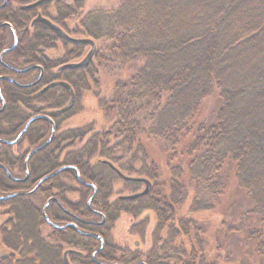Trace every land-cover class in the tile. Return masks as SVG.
I'll return each mask as SVG.
<instances>
[{
    "label": "trees",
    "instance_id": "trees-1",
    "mask_svg": "<svg viewBox=\"0 0 264 264\" xmlns=\"http://www.w3.org/2000/svg\"><path fill=\"white\" fill-rule=\"evenodd\" d=\"M7 1L9 4L0 8V23L11 24L13 30L25 36L24 30L30 12L11 6L13 0ZM74 2L82 9L84 0ZM64 9H68V12L61 15V20L70 13L69 7ZM69 15L74 14L71 12ZM82 25L94 39L105 36L114 38L123 59L134 60L140 57L145 61L144 66L131 81L132 98L138 101L156 100L157 94H169L151 125L141 127L138 123L127 122L130 115L122 118L121 121L128 124L116 125L118 144L115 147L128 146L132 151L143 139L148 138L161 140L164 149L171 152L179 148L182 139L190 137L191 142L187 151L191 153V161L185 171L194 181L196 189L193 188L189 212L196 214L204 210L209 203L207 198L214 199L221 192V171L223 166L230 162L236 166V177L240 187L246 190L251 199L253 205L251 213L264 225V0H125L118 10L111 13L89 12ZM4 29L11 28L9 26L0 28V54L5 49ZM34 34V39L32 38L25 48H22L23 54H18L21 49L17 48L3 57L12 63L24 58L35 59L36 50L38 47H45V41L61 39L42 23L35 26ZM3 57L2 62L10 65L4 62ZM41 60L45 66V81L53 76H49L47 59ZM86 69L87 67L65 70L61 72L62 80L75 90L70 77L77 71ZM6 73L9 72L0 62V74ZM39 87L25 89L9 81H1L0 93L6 105L4 111L0 112V122H5L14 115H17L18 121L19 115L23 114L20 105H27V97L32 93L35 97L31 99V103L41 104L47 102L44 99L50 97V94L53 98V92L57 89L61 90L63 97L70 95L65 87L57 86L44 92L39 91ZM215 98L221 100L222 107L216 123L206 126L201 119V106ZM59 108H62L61 104ZM47 124L50 123L39 120L32 129L35 127L47 131ZM86 131L87 129L69 130L62 138L82 139ZM100 139H104V136L95 135L85 147L69 154L64 162L66 164L69 162L71 168L64 172L73 170L97 185L98 191L92 204L99 205V208L105 210L107 224L96 228L100 240L74 234L78 239L76 241L70 233L68 239L79 243L87 254L93 253L94 245L99 243L100 246L103 241L105 244L99 254L104 259H112L116 247L110 243L108 232L119 214L126 212L137 217L148 210L151 212L140 220L142 226L147 222L153 224L150 236L152 247L147 254V264H165L169 259L176 261V264H185L184 258L182 256L179 258L180 253L189 256L188 264H208L207 251L201 237L192 233V228H196L195 218H188L184 215L186 212L184 214L181 212L182 206H185L183 200L185 187L181 184L184 169L180 167L172 169L177 181H172L171 185L163 182L169 189L167 194L169 193V199L173 204L168 202V198L152 197L151 191L135 200L117 201L109 206L106 201L109 195L107 180L93 176L87 163L83 162L85 155L89 157L95 151H100V156L111 161L117 160L113 149L105 150ZM53 144L54 141L47 148L29 157L27 162V166L31 167L29 178L27 181L18 180L19 182L11 176L7 167L12 162L13 146L0 144V164L7 169L6 171L0 168V190L15 187L14 184L24 185L22 183L33 182L35 178L41 177L37 176L38 167L41 165L56 168L58 158L50 152ZM137 149L139 152L142 151L141 148ZM171 157L180 159L176 151ZM179 162L182 163L183 160ZM99 167L104 170L105 167L108 168L101 164ZM156 172L151 168L146 176L154 180L158 177ZM62 173L49 178L44 184L54 182ZM19 185L16 186L18 189ZM56 187L61 190V186ZM82 188L89 189L83 186ZM23 190L25 189L21 188L20 191H16L14 196L8 199L0 198V207L2 205L10 207L9 213L16 220L11 231L3 235V242L0 240V244L7 249L0 257V264H65L63 256L60 257V247L46 243L41 238L38 228L41 226L43 212L26 200L27 194H24ZM86 194L87 191L83 192L84 197L77 207L84 213H88L87 205L83 203ZM53 205L57 206L56 202ZM151 213L155 216L153 220ZM140 234L145 235L144 232ZM247 235L257 239L264 264L262 236L256 232ZM184 236L189 238L191 236L190 253L184 250L186 239L181 238ZM60 239L67 241L65 238ZM176 239L179 241L175 242ZM136 255L127 252L125 255L127 257L124 256L126 260L122 262H132L133 259H137ZM86 258L90 259V262L93 261L90 255L79 258V261Z\"/></svg>",
    "mask_w": 264,
    "mask_h": 264
},
{
    "label": "rangeland",
    "instance_id": "rangeland-1",
    "mask_svg": "<svg viewBox=\"0 0 264 264\" xmlns=\"http://www.w3.org/2000/svg\"><path fill=\"white\" fill-rule=\"evenodd\" d=\"M33 1L35 0H13L11 5L18 8L22 5V3ZM124 1L125 0H84L82 9H79L74 0H55L45 6H41L36 10L31 11V19L27 21L26 26L27 29H31V37L34 34L35 26L39 23L35 26H30V21H32L34 17H37L36 15H38V11H42L43 15H47L48 18L52 19L55 24L59 25L71 37L93 39L96 44V52L86 70L77 71L75 75L70 77V82L74 86L76 94L72 106L73 109L71 111L62 114L57 111L60 104L63 108L68 105L70 100L69 96L66 97L64 95L63 97L60 89L53 92V98L51 97V94V98L48 97L46 99L44 97V100H47V102L43 104L40 102L31 103L30 95L27 97L28 104L20 105L21 112L23 114H21L22 116L19 115L20 119L18 121L17 115H14L9 117V119L5 122H0V138L7 141H13L22 128H24L27 118L35 113H43L44 111L48 114L51 113L56 116L54 117L56 124L55 139L50 152H52L51 154H54L53 156L55 158H58V164L57 167L53 169L48 166H39L37 176H43L46 173L49 174L51 172H59L63 169V167L70 166L68 164L69 162L67 164L64 162L69 154L85 147L95 135L104 136V139L100 140H102L105 150L113 149L114 156L117 160L115 159V161H111L106 157L100 156V151H95L93 154L91 153L89 157L85 155L83 162L87 163L93 176H96L101 180H107V183L109 184V186H107L109 189L107 192V194H109L107 199L110 204L117 202L120 196L132 195L143 191L145 186L142 183H138L136 185L129 184L119 178L110 169L106 167L105 170L101 169L99 166L100 164L103 165L102 162L105 160H109L125 175L131 177L148 178L146 175L151 168L155 172L157 170L156 174L158 177L151 180L153 183L152 197L157 199L168 198V202L170 204L173 203L169 199V193L167 194L169 189H167L163 182H168L169 186L172 181H177L175 174L172 173V169L176 167L183 168L184 171L183 176L181 177L182 180H179H181L182 186L187 188V190L184 188L185 193L183 200H185V206H182L181 212L182 214L186 212L184 215L188 218H195L196 225H194L196 228H192V233L201 237V242L204 244L207 251L206 258L208 264H262V255L257 246L258 241L257 239H252L247 234L250 232H256L262 236L264 241V225L258 222L251 213L253 211L251 199L246 190L240 187L238 183L236 177V166L234 163L229 162L222 168L221 192L214 199H210V197H208L209 199L207 198L209 203L204 207V210L197 212L196 214H192L189 212V204L195 185L194 181L190 179L189 175L186 173L188 163L191 161V153H188L187 151L189 142H191L190 137L182 139L179 148L175 150L180 156L179 160H183L182 163H180L177 158L175 159L174 157H171L175 151L167 152L166 149H164L165 147L163 142L159 139H143V141H141V143L138 144L132 151H130L128 146H124L123 148L115 147V145L117 146L118 144V138L116 136L117 124L127 125V122H134L140 124L141 127L151 125L160 108L166 103V100L169 97V94L167 93H160L157 94L156 100L143 99L138 101L132 98L131 81L137 72L144 66L145 61L140 57H137L134 60L123 59L120 52L117 50V44L114 38L105 36L100 39H94L88 35L87 30L82 25L85 16L89 12L103 11L111 13L118 10ZM58 5H60L59 8L61 10L58 9ZM66 7H69L70 13L72 12L74 15H69V13L65 19L61 20V15L68 12V9H64ZM57 19L59 20L58 22L55 21ZM4 31L6 39L3 47L6 48L13 44L14 38L12 36L13 32L11 29H4ZM18 36L19 40H21L20 44L25 47L29 43L30 37L28 32L25 36L24 34L22 35V33ZM45 42V47L41 46L36 50L35 59L39 60L46 58L50 72L49 76L53 77L47 78L43 81L42 84L39 85V91L40 88L46 85V83L62 80V75L58 70L59 66L66 63H77L81 61L90 49L89 45H82L79 47L69 42L64 43L61 39L49 40ZM29 48H31L30 45ZM20 49L21 50H19L18 54L22 51V48ZM31 59L33 58L31 57ZM3 60L13 66H19V68H24L25 66L30 65L32 66V64L37 63L31 60V64L26 65V60H19L17 64H13L10 62L11 60L9 61L7 58L3 57ZM38 75L39 73L35 71L33 72L32 77L30 75L26 77V79H29L30 77L32 79L37 78ZM16 79L20 81V78L16 77ZM27 82L28 81H20L22 84ZM0 97H2L1 93ZM1 107L2 104L0 101V108ZM221 107L222 102L218 98L210 99L203 103L200 115H202L201 119L206 126H212L216 123ZM127 115H130L127 122L121 121V119L125 118ZM197 125H199L198 122ZM114 127H116V130L113 131ZM51 128L52 126L50 124H47V131L35 128V136L33 138V140H35L34 144H31L30 128L19 144L11 145L13 146V155L11 158L12 162L11 165H7V167L11 176H13L15 180L22 181L26 176V170L29 173L31 172L30 166L24 168L28 154H30L33 148L38 147L48 140ZM74 129H87L86 135L82 139L65 140L62 138L63 134ZM39 134L45 135L40 139L38 138ZM137 148H141L142 151L139 152ZM165 169H167V171ZM76 175L77 174L73 170L66 172L63 171L62 174L56 177L54 182L46 184L43 183L44 185L42 184L41 188H39L33 195H31V190L35 187L37 181L22 183L24 185L14 184L13 186L15 187L1 189L0 196H14L16 191H20L21 188L25 189L23 190V193L27 194L26 200L30 203L32 202L40 211L43 212L44 207L50 198H57L63 207L69 208L70 204H76L79 201H82V198L84 197L82 196L83 192L86 193L87 191L85 200L83 201L84 205H87L92 202L89 200L93 194V190L86 188L83 189ZM38 178L39 177L35 179ZM81 179L84 182L93 183L92 180L84 176H81ZM17 185L20 186V189L16 187ZM56 186H61V190L57 189ZM51 205L53 204L51 203ZM54 207L55 206H52V209ZM93 208L98 209L99 205H93ZM9 209L10 207L5 205L0 207L1 242H3V235L10 232L12 227L16 224V220L9 213ZM86 210L88 209L86 208ZM149 212L151 211L145 210L141 213V216L137 217H134L126 212H122L118 219L112 224L111 229H109L108 232V237L111 239L110 243L117 248V251L113 252L114 258L112 260H102L100 257H96L97 259H95V261L98 260L99 262L105 263L119 262L126 260L125 257L127 256L125 255L127 252H131L133 254H137V259H133L132 262L125 261L126 264L146 262L151 243L148 242V240L144 237V235H141L140 232L145 233L146 230H150L153 224L151 222H147L146 225L142 226L143 223H141L140 220L141 217L144 218L146 216L145 214H148ZM45 213L48 214L53 223L57 225L64 224L63 222H60V220L64 218V215L61 214L62 212L55 211L54 214L51 215V213H48V210H45ZM152 214L153 213H151V220L155 218ZM89 219L99 221V218L94 215H90ZM38 229L40 230L41 238L46 243L60 247V257L62 256L63 251L68 249L81 251V248H79L80 245L78 246L77 243L73 242V244H71L69 239L67 240L68 242L61 240L60 238H69V235H67V233L57 234L54 232L50 225L46 222L44 216L41 219V226ZM181 238L184 240L186 239V248L184 250L190 253L192 249V241L190 239L191 236L190 238L187 236ZM179 239H176L175 242L179 241ZM77 240L78 239H76V241ZM98 246L99 243H96L93 250H96ZM6 251L7 249L0 244V257ZM92 254L93 253L85 254V256L90 255L92 258ZM180 254L179 258L182 256L185 264H188L187 261L189 256L185 253ZM75 257L76 256L74 255H69V259H67L70 264H96L94 261L90 262V259H87L88 257L85 259L86 261H79L80 259ZM175 262L176 261L169 259L168 261H165V264H176Z\"/></svg>",
    "mask_w": 264,
    "mask_h": 264
},
{
    "label": "flooded vegetation",
    "instance_id": "flooded-vegetation-1",
    "mask_svg": "<svg viewBox=\"0 0 264 264\" xmlns=\"http://www.w3.org/2000/svg\"><path fill=\"white\" fill-rule=\"evenodd\" d=\"M1 1V3H0V8H3V7H6L9 3H8V1L7 0H0ZM4 1H5V4H4ZM37 1H39V0H35V1H33V2H26V3H22V5L20 6V7H18L19 9H21V10H23V11H29L30 13H29V18H28V20H30L31 19V11H33V10H36L37 8H39V7H41V6H45V5H47V4H49L50 2H53V1H55V0H51V1H43V2H41L40 4H38L37 6H35V7H30V8H22L23 6H26V5H30V4H33V3H35V2H37ZM3 5V6H2ZM11 5V4H10ZM12 6V5H11ZM38 15H41V16H43V17H45V18H47V19H50V18H48L47 17V15H43V13H42V11H38V13H37ZM38 15H36V16H38ZM37 18V17H36ZM34 20H35V17H34V19L32 20V21H30V26L32 25V26H35L37 23H42V24H44L47 28H49L50 30H52L50 27H48L45 23H43L42 21H35L34 22ZM52 22H53V20L52 19H50ZM2 23V22H1ZM0 23V24H1ZM54 23V22H53ZM11 25V24H10ZM26 25H27V22H26ZM57 25V24H56ZM6 26V25H5ZM12 26V25H11ZM57 26H59V25H57ZM2 27H4V26H2ZM2 27H0V28H2ZM60 27V26H59ZM31 28V27H30ZM61 28V27H60ZM12 30V32H13V44L10 46V47H6L4 50H3V52L5 51V50H7V49H9V48H13V49H11L10 51H8V52H6V53H4V55L3 56H5L6 54H9L10 52H13L14 50H16L17 48H25V47H23L22 46V44H20V41L21 40H19V34L21 33V32H17L16 30H13V28L11 29ZM25 33H27L28 32V35H29V41H31V39L33 38L34 39V37H35V34H33L32 35V37H31V29H27V28H25ZM53 32H55L54 30H52ZM60 38H61V40H63L64 42H69V41H67L66 39H64L62 36H60L57 32H55ZM68 34V33H67ZM22 35H23V33H22ZM69 43H71V42H69ZM71 44H73V45H81V44H75V43H71ZM31 47V46H30ZM20 60H23V61H25V64L26 65H29V64H31V60H33L34 62H37V63H34V64H32V66L30 65V66H25L24 68H19V66L18 67H16V66H13V65H9V64H5V63H2L3 65H4V67L6 68V70L9 72V73H6V74H1L0 76H6V77H8L10 80H8V79H3V80H1V81H9V82H11L12 84H14V85H16L17 87H19V88H34L35 86H39L40 84H42V82L44 81V76H45V66H44V63H42V60L41 59H37V60H35L34 58L33 59H31V58H29V59H20ZM13 64H17V63H13ZM24 64V65H25ZM34 66H40L41 68H38V67H34ZM62 66V65H61ZM60 67V66H59ZM59 67H58V69H59ZM19 68V69H18ZM65 70H68V69H65ZM65 70H62V71H60L59 73H61V72H63V71H65ZM35 71H37L38 73H39V75H38V77L37 78H31L32 77V74H33V72H35ZM30 76L31 75V77L29 78V79H26V76ZM16 77H18V78H20V81H28L27 83H24V84H22V83H20V81H18L17 79H16ZM31 79V80H30ZM0 81V82H1ZM63 80H58V81H55V82H51V83H57V85H55L54 87H57V86H60V87H63L62 85H60V84H58L59 82H62ZM51 83H48L47 85H44V87H42L41 89H40V91H42V92H44V91H46V90H44V88L46 87V86H48L49 84H51ZM19 85H26L25 87H21V86H19ZM54 87H51V88H54ZM48 89H50V88H48ZM69 94H70V92H69ZM69 96H71V95H69ZM34 97H35V94L34 93H32L31 94V99H34ZM2 100H4L3 98H2ZM6 105V104H5ZM46 106V105H45ZM5 109V108H4ZM45 109V108H44ZM61 109L62 108H58V112L59 113H66L67 111H69V110H67V111H61ZM4 111V110H3ZM50 113V112H49ZM54 117H56V116H54L53 114H48L47 112H44L43 111V113H35L34 115H31L29 118H27V121L25 122V124H24V128H22V130L19 132V134L17 135V137L13 140V141H7V140H5V139H1L0 138V140H3V142H0L1 144H10V145H16V144H19L20 142H21V140H22V138L24 137V135L26 134V132H28V130L31 128V144H34V141L35 140H33V138H34V136H35V127L32 129V127H33V125L35 124V122H38L39 120H43V121H47V122H49L50 123V125L52 126V128H51V132H50V137L48 138V140L47 141H45L43 144H41V145H39L38 147H35V148H33V150H35V149H37V148H39V147H41V146H43L44 144H46V143H48L47 144V146L46 147H44L43 149H45V148H47L48 146H50L52 143H53V141H54V138H55V132H56V124H55V120H54ZM53 127H54V131H53ZM44 135L45 134H43V135H41V134H39L38 135V138H42V137H44ZM20 136V138H19V140L18 141H16L17 140V138ZM14 142V143H13ZM43 149H40V150H43ZM33 150H31V152L33 151ZM40 150H37V151H35L34 153H32L31 154V157H32V155L33 154H35L36 152H38V151H40ZM29 155V154H28ZM28 159L29 158H27L26 159V161H25V163H27L28 162ZM107 161H109V160H107ZM110 162V161H109ZM112 163V162H111ZM102 164L103 165H105V166H107L114 174H116L117 176H118V174L112 169V168H110L109 166H108V164H106V163H104V162H102ZM113 164V163H112ZM114 165V164H113ZM69 168H71V166H65V167H63V169H61L60 171L61 172H63V171H65V170H69ZM73 168V167H72ZM118 168V167H117ZM119 169V168H118ZM120 170V169H119ZM60 171L58 172V171H56V172H51V173H49V174H45V175H43V176H41V177H39V179L37 180V179H35L34 181H36L37 180V184L35 185V187L31 190V194L32 193H34V192H36L41 186H42V184L45 182V181H47L49 178H52L53 176H55L56 174H59L60 173ZM121 171V170H120ZM122 172V171H121ZM51 175V176H50ZM47 176H50V177H48L47 179H45V177H47ZM119 177V176H118ZM77 178H78V181H79V183L83 186V187H87V188H89V189H92L93 190V194H92V196H91V198H90V202L94 199V197H95V195L97 194V191H98V188H97V185L96 184H94V183H88V182H84L82 179H81V174H79V173H77ZM120 178V177H119ZM141 178H146V177H141ZM122 179V178H121ZM146 179H148L150 182H151V189H150V192L153 190V183H152V181L149 179V178H146ZM43 180V181H42ZM123 180V179H122ZM124 181H126V180H124ZM126 182H128L129 184L130 183H134V184H138V183H142V182H138V181H135V182H132V181H126ZM142 184H144V183H142ZM81 186V187H82ZM144 186H145V184H144ZM146 187V186H145ZM137 193H139V192H137ZM135 194V193H134ZM53 198H55V197H53ZM119 200L118 201H127V200H121L120 198H118ZM56 200H57V198H56ZM107 201V203H108V205L110 206V205H112V204H114V203H112V204H110L109 202H108V199L106 200ZM56 202V204H57V206H55V205H51V203L53 204V203H55ZM80 203V201L78 202V203H76V204H70V207L69 208H65V207H63V205L61 204V202H59L58 200L57 201H51L50 203H49V205L45 208V210H48V213L50 214L51 213V215L52 214H54V212L56 211V212H58V211H60V212H62L61 214L62 215H64V218H62L61 220H60V222H63L64 224H62V225H57V224H55V223H53L51 220H50V218H49V216H48V214H46L47 215V218H45V220H46V222L50 225V227L53 229V231L54 232H56V233H67V235H69V233L70 234H72L73 235V237H74V239H76L75 238V236H74V234L75 235H82V236H84V237H86V238H96V239H98V240H100L101 239V237L97 234V230H96V228L98 227V226H104V225H106L107 224V217H106V214H105V210L103 209V208H98V209H94L93 208V204H92V202L91 203H89V204H87V209H88V213H84V212H81V210L82 209H79V208H77L78 207V204ZM52 206H55L53 209H52ZM57 207H58V209H57ZM53 210V211H52ZM122 213V212H121ZM120 213V214H121ZM100 214H102L103 216H104V222L101 224V222L103 221V218H102V216L100 215ZM119 214V215H120ZM58 215V214H57ZM90 215H94V216H96V217H98L99 218V221H96V220H91V219H89L90 218ZM59 216H61V215H59ZM119 217V216H118ZM118 219V218H117ZM151 229H152V227L150 228V230H146L145 231V235H144V237L148 240V242H150L151 244H150V246H149V250H150V248L152 247V238L150 237L151 236ZM67 240H68V238H66ZM66 241V240H65ZM71 241V244H73V240H70ZM68 242V241H67ZM104 242L103 241H101V243H100V246H98V248L96 249V250H94V252H93V254H92V260L94 261V262H96V264H126V263H123L122 261H119V262H113V263H105V262H99L98 260L97 261H95V259H97L96 257H100L102 260H112V259H104L103 257H101V255L99 254L100 253V251L102 250V248L104 247ZM52 245V244H51ZM78 246H79V244H77ZM113 247H114V245H113ZM79 248H81L80 246H79ZM66 251H68V253H67V258L69 257V255H74V256H76L75 258H84V257H86L85 256V254H87L82 248H81V251H76V250H74V249H68V250H66ZM66 251H63V254H62V256L64 255V253L66 252ZM116 251H117V248H116ZM149 252V251H148ZM125 254V253H124ZM103 256V255H102ZM69 259V258H68ZM116 260V259H115ZM138 264H147V262H139Z\"/></svg>",
    "mask_w": 264,
    "mask_h": 264
},
{
    "label": "water",
    "instance_id": "water-1",
    "mask_svg": "<svg viewBox=\"0 0 264 264\" xmlns=\"http://www.w3.org/2000/svg\"><path fill=\"white\" fill-rule=\"evenodd\" d=\"M43 1H51V0H39L33 4H30V5H26V6H23L22 8H30V7H35L37 6L38 4H40L41 2ZM4 4H5V1H4ZM3 6V5H2ZM35 21H42L43 23H45L48 27H50L52 30H54L55 32H57L60 36H62L64 39H66L67 41L71 42V43H75V44H82V45H89L90 46V49L88 51V53L86 54V56L79 62L77 63H66V64H63L62 66L59 67V71H62V70H65V69H82V68H86L89 66L90 62L92 61L94 55H95V52H96V44H95V41L91 38H74V37H71L69 34H67L62 28H60L59 26H57L55 23H53L50 19H47L41 15H38L37 18H35L34 22ZM10 26V24L8 23H1L0 24V27L2 26ZM12 28V27H11ZM11 49L13 48H9L7 50H5L4 52L1 53L0 55V62H1V58L3 57L4 53L10 51ZM34 67H38V68H41L40 66H34ZM3 79H8L10 80L8 77L6 76H0V81L3 80ZM58 84L66 87L69 89L70 91V95H71V98H70V101L68 103L67 106H65L64 108L61 109V111H67L69 109L72 108L73 106V102H74V98H75V93L73 91V89L71 88V86L65 82V81H62V82H59ZM55 85H57V83H51L49 84L48 86H46L44 88V90L48 89V88H51V87H54ZM21 87H25L26 85H19ZM5 108V101L2 100V107L0 108V112H2ZM53 131H54V127H53ZM20 138V136L17 138L16 141H18ZM0 142H3V140H0ZM14 143V142H13ZM48 143L44 144L43 146L33 150L32 152H30V154L28 155V158L31 156L32 153H34L35 151L37 150H40V149H43L44 147L47 146ZM104 163L108 164V166L110 168H112L120 178H122L123 180H126V181H132V182H135V181H138V182H142L145 184V188L143 191L139 192V193H135V194H132V195H126V196H120L119 198L121 200H135L139 197H142V196H145L147 195L149 192H150V189H151V182L146 179V178H141V177H131V176H127L125 175L123 172H121L115 165H113L111 162L105 160L103 161ZM0 168L4 169L7 171L6 167L3 165V164H0ZM25 168H27V163H25ZM10 176V175H9ZM51 176V175H50ZM50 176H47L45 177V179H47L48 177ZM29 178V172L26 170V176L25 178L22 180V181H26L27 179ZM43 181V180H42ZM10 196H7V197H0L2 199H8ZM51 201H57L56 198H50L46 205H45V208L49 205V203ZM45 208L43 210V216L45 218H47V215L45 213ZM103 218V221L101 222V224L104 222V216L102 214H100ZM67 253L68 251H66L64 253V260H65V263L66 264H70L68 259H67Z\"/></svg>",
    "mask_w": 264,
    "mask_h": 264
}]
</instances>
